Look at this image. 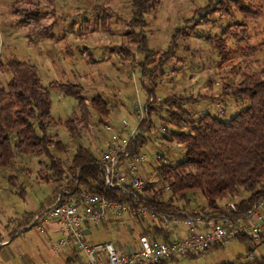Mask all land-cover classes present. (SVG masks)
<instances>
[{
  "label": "rangeland",
  "instance_id": "1",
  "mask_svg": "<svg viewBox=\"0 0 264 264\" xmlns=\"http://www.w3.org/2000/svg\"><path fill=\"white\" fill-rule=\"evenodd\" d=\"M148 1L151 9L144 15L146 26L136 30L145 38L144 52L137 50L138 45L127 42V34L135 29L131 0H0V62L16 60L34 66L47 89L52 82L78 84L87 101L101 97L108 104L106 125L114 133L121 131L123 121L131 129L136 127L134 108L145 104L147 90L154 86L153 98L159 99V104L166 99L171 102L157 104L160 108L150 117L152 128L144 133L148 142L143 152L149 159L159 154L164 162L176 164L184 159L183 148L166 141L164 136L170 132H188L190 128L172 120L173 113H179L186 123L205 114L229 121L246 107L247 103L222 92L226 86L237 87L244 77L264 68V0ZM239 9L245 13L240 14ZM32 13L39 15L38 22L26 23V17ZM208 37L217 44L221 41L224 61ZM124 47L132 58L123 55ZM147 51L152 53L151 61H154L148 67L154 71L152 78L143 77L141 72ZM10 79V72L4 69L0 88ZM49 92L51 116L57 125L49 126L47 135L65 146L64 153L50 148L52 156L61 163L64 181L47 182V177L54 180L56 177L45 156L16 155L11 168H0V242L3 243L11 240V235L34 215L28 198L41 201L45 209L72 184L73 175L66 171L79 147L99 160L101 152L112 143V134L106 132L99 122L100 115L90 106L88 127L84 128L77 120L80 135L70 134L63 123L67 119H79L78 103L54 89ZM21 190L27 201L19 197ZM168 195L163 199L167 200ZM199 195H190L188 202H177V207L205 217L206 200ZM248 195L227 198L230 201L222 202V209ZM102 225L90 228L86 236L89 243L129 237L136 241L137 229L116 223H106L105 228ZM180 230L184 231V226ZM13 242L11 250L17 248L24 258L39 264L31 246H40L42 251L43 248L33 232L20 234ZM251 244L248 240L230 242L217 250L177 258L169 264H246ZM9 256L13 264H19L16 255H13L15 259Z\"/></svg>",
  "mask_w": 264,
  "mask_h": 264
},
{
  "label": "trees",
  "instance_id": "2",
  "mask_svg": "<svg viewBox=\"0 0 264 264\" xmlns=\"http://www.w3.org/2000/svg\"><path fill=\"white\" fill-rule=\"evenodd\" d=\"M131 6L135 29L127 34V42L133 46L138 45L137 50L145 52V38L136 30L141 31L145 28L144 15L149 12L151 6L148 0H131ZM238 11L240 14L245 13L241 9ZM26 18V23H36L39 15L32 13ZM208 39L214 42V39L209 37ZM220 42L219 44L214 42V45L221 56V61H224ZM121 52L126 58H132L127 48ZM151 54L147 51L141 64L143 77L152 78L155 75L153 69L148 68L154 62L151 61ZM4 69L10 72L11 79L5 87L0 88V168H11L16 155L45 156L56 177L55 180L47 177V182L59 184L63 180L64 172L61 163L52 156L50 148H55L60 153L66 152V149L61 141L54 142L47 135V128L57 125L51 116L52 102L49 89L77 101L79 119H67L63 123L74 136L80 135V130L76 126L77 120L84 128L88 127L90 119L88 106L100 115L99 122L105 125L108 104L101 97H93L87 101L83 96L82 87L78 84L52 82L48 89L43 87L36 68L28 63L16 60H10L7 64L0 62V75ZM147 91L148 98L153 97L154 86ZM222 93L230 95L236 101L247 103L244 110L236 113L229 121L205 114L195 121L190 118L186 123L179 113L172 114V120L188 125L190 131L170 132L164 139L180 145L184 151V159L163 167L161 184L169 185L170 197L164 200L165 195L160 187L156 191L153 190L152 198L144 204L146 207L157 213L175 216L181 210L186 212L185 209L177 207V202H188L190 195L200 194L199 196L206 200V213L215 218L224 213L221 203L230 201L227 198L237 199L242 193H247L249 194L247 198L234 202L236 216L244 217L252 204L264 197V68L254 75L244 77L237 87L226 86ZM160 102L158 103L160 106L168 105L171 99ZM159 105L148 106L147 121L150 122V126H147V121L141 124V135L132 149L134 153L142 150L147 144L144 133L152 128L150 117L158 111ZM165 130L168 133V130ZM97 162L92 153L79 147L72 158L70 168L66 171L73 175L74 180L70 186L65 187L66 191L77 192L78 187H81L88 192L119 201L117 189H110L105 193ZM24 195V191L21 190L19 196L23 198ZM188 213L198 217L195 212ZM153 233L164 241L168 240V234L163 231L154 230ZM141 234L148 235L149 232L142 229ZM246 240L250 241L246 237L237 241ZM221 246L218 245L214 249L217 250ZM159 264L169 262L163 261ZM246 264H264V259Z\"/></svg>",
  "mask_w": 264,
  "mask_h": 264
},
{
  "label": "built area",
  "instance_id": "3",
  "mask_svg": "<svg viewBox=\"0 0 264 264\" xmlns=\"http://www.w3.org/2000/svg\"><path fill=\"white\" fill-rule=\"evenodd\" d=\"M158 103L159 99L150 97L147 104H137L134 108L137 123L132 129L126 121L118 133L104 125L106 132L112 134V143L101 152L97 165L105 193L117 189L119 201L81 187L77 192L65 190L49 208L33 217L31 226L43 235L46 225L54 223L62 237L57 243L49 244L50 252L56 254L63 247L73 246L84 257L83 264H159L202 255L218 245L236 242L242 237L250 239L253 247L258 249L257 253L248 252L246 260H263L264 222L260 217L264 213V197L254 202L244 217L236 216L234 203L227 204L224 213L215 218L210 213L205 217H195L182 210L175 216L165 215L144 205L152 198L153 190L161 187L164 195L170 192L168 184H161V173L168 163L159 154L149 159L143 149L137 153L132 151L141 135L140 126L147 121L148 106ZM147 126H150L149 121ZM104 222L137 229L136 241L126 251L117 250L112 242L89 243L85 237L86 227L96 228ZM181 225L184 231L180 230ZM142 229L149 234L142 235ZM154 230L167 233L168 240L156 236ZM4 244L0 243V246Z\"/></svg>",
  "mask_w": 264,
  "mask_h": 264
},
{
  "label": "crops",
  "instance_id": "4",
  "mask_svg": "<svg viewBox=\"0 0 264 264\" xmlns=\"http://www.w3.org/2000/svg\"><path fill=\"white\" fill-rule=\"evenodd\" d=\"M50 184H52V183H50ZM20 198L22 200L27 201L26 194L24 195L23 198L22 197H20ZM55 199H53L51 202H49V204H50L49 206L45 207V209H42L41 204H40L41 201H39V200L34 201L32 198H28V200L30 202V205H28V206H29V208H31V211L33 210L32 213L34 215H32L29 218V221L27 222V224H23L16 231L17 233L12 234L14 236H11V238H12L11 240L8 239V240L4 241V243H5L4 245H1L0 257H2L3 260L0 261V264H13L9 255H11L13 257V259H15L13 255H16L19 259V264H37L33 260L24 258L23 255H20V253H18L19 251L17 248H14L13 250L10 249L12 247V244H14V242H13L14 239L16 240L17 237L20 236V234H23V233L27 234V233H32V232L38 237L40 245L43 248V251H42L40 246H35V245L31 246L32 250L34 251L33 255L36 256L35 258L39 260V264H83L84 257L73 246L63 247L56 254L50 252L49 244L50 243H57L58 240L62 237L58 227L54 223L50 222L46 225V229H45L46 232L43 235L39 234L34 226H31V219L34 216L43 213L47 208H49L54 203ZM37 212H39V213H37ZM260 219L262 222H264V213L261 215ZM106 223L107 222H104L102 225L104 228L107 227ZM90 232H91L90 227H86V234L88 235ZM129 238H128V240L118 238L119 240H116L115 242H112V243L115 245L117 250L126 251L131 245L134 244V240L129 239ZM106 242H111V241H106ZM248 251L249 252L250 251H253V252L257 251L258 252V249L253 247V244H251V247L249 248ZM8 252L10 253L9 255H8Z\"/></svg>",
  "mask_w": 264,
  "mask_h": 264
}]
</instances>
